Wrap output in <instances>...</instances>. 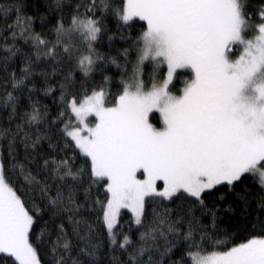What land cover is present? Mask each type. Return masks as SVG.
Segmentation results:
<instances>
[{
  "label": "snow or ice",
  "instance_id": "obj_1",
  "mask_svg": "<svg viewBox=\"0 0 264 264\" xmlns=\"http://www.w3.org/2000/svg\"><path fill=\"white\" fill-rule=\"evenodd\" d=\"M0 264H264V0H0Z\"/></svg>",
  "mask_w": 264,
  "mask_h": 264
},
{
  "label": "trees",
  "instance_id": "obj_2",
  "mask_svg": "<svg viewBox=\"0 0 264 264\" xmlns=\"http://www.w3.org/2000/svg\"><path fill=\"white\" fill-rule=\"evenodd\" d=\"M104 50H106V47H105ZM116 71H117V70H116L115 68L112 69V72H113V73H115ZM46 102H48V101H46ZM236 213H237V215H239V213H240V209H239V208L236 209Z\"/></svg>",
  "mask_w": 264,
  "mask_h": 264
}]
</instances>
